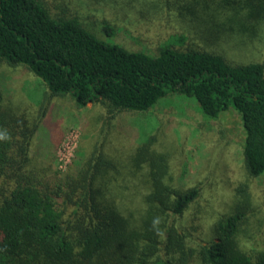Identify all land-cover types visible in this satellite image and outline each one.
I'll list each match as a JSON object with an SVG mask.
<instances>
[{
    "label": "trees",
    "instance_id": "16d2710c",
    "mask_svg": "<svg viewBox=\"0 0 264 264\" xmlns=\"http://www.w3.org/2000/svg\"><path fill=\"white\" fill-rule=\"evenodd\" d=\"M179 3L185 27L203 15L198 20L216 37L206 40L186 27L200 47L177 35L168 42L177 39L179 47L163 45L151 56L97 39L75 16L51 15L45 0H0V69L23 67L38 79L26 92L29 100L41 88L78 109L99 104L109 120L145 113L170 94L193 98L212 120L232 107L243 130L245 171L258 178L264 174V67L233 63L217 47L264 41V0ZM104 26L112 37L114 29ZM4 83L0 72V264H264V251L247 252L239 244L245 200L219 218L212 240L190 248L171 219L199 192L174 188L164 181V168L150 173L143 205L135 209L124 201L129 189L112 187L117 168L97 149L72 173H55L38 151L30 155L44 108L30 126L14 112ZM142 153L141 147L138 159ZM237 192L245 194V186Z\"/></svg>",
    "mask_w": 264,
    "mask_h": 264
},
{
    "label": "rangeland",
    "instance_id": "374dc122",
    "mask_svg": "<svg viewBox=\"0 0 264 264\" xmlns=\"http://www.w3.org/2000/svg\"><path fill=\"white\" fill-rule=\"evenodd\" d=\"M125 2L45 0V5L53 16H75L101 41L151 56L163 45L179 47L177 39L168 42L177 35L188 37V43L200 47L186 27L206 40L216 37L213 29L209 32V27L201 24L203 15L200 20L188 21L185 27L178 13L179 0ZM104 23L114 29L112 37L106 35ZM207 49L216 51L214 47ZM217 52L238 65L259 63L264 67V41L235 50L220 44ZM0 72L5 78V96L12 101L14 112H21L30 126L38 121L44 108L30 155L38 151L41 163L49 164L55 173H72L85 154L97 149L117 168L115 174L111 172L112 187L129 189L124 201L135 209L143 205L150 173L164 168L168 175L164 181L169 179L174 188H197L199 192L181 217L171 219L177 233L186 236L188 247L196 248L212 240L219 218L231 214L239 201L245 200L246 221L238 237L240 247L247 252L264 251V174L250 178L245 171L243 130L239 114L232 107L212 120L200 112L193 98L170 94L145 113L122 112L109 120L106 109L99 104L78 109L69 100L44 94L41 88L29 100L26 92H32L37 85L36 77L23 67H4ZM141 147L146 153L138 159L136 153ZM162 156L163 163L158 159ZM241 186L246 188L242 195L237 192Z\"/></svg>",
    "mask_w": 264,
    "mask_h": 264
}]
</instances>
